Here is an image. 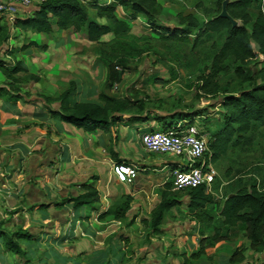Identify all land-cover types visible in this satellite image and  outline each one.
Returning a JSON list of instances; mask_svg holds the SVG:
<instances>
[{
    "label": "crops",
    "instance_id": "obj_1",
    "mask_svg": "<svg viewBox=\"0 0 264 264\" xmlns=\"http://www.w3.org/2000/svg\"><path fill=\"white\" fill-rule=\"evenodd\" d=\"M25 13H31V9H25ZM99 22L104 20L99 19ZM52 30L54 35L60 36L58 41L52 35L12 29L15 38L9 37L0 43V59L8 67L17 62L23 67V71L15 74L19 91L9 90L8 94L0 95V192L5 188L11 196L8 209H0V213L8 216L6 221L2 215L0 227L30 233V238L18 240L20 245L24 244L25 259L5 251L0 239V264H264V253H259L262 249L250 250L246 238L245 247L239 248L243 249L240 261L229 262L231 249L226 253L222 245L208 255L207 249L234 237L232 233L237 227L227 230L220 225L221 232H227L228 238L212 244L208 225L201 227L203 223L191 220L193 212L169 225H162V221L160 232L147 237L148 230H142V219L148 216L142 212L150 213L158 204L160 198L156 189L166 183L180 159L167 154L149 155L142 149L139 135L165 126L193 124L186 117L169 116L193 110L172 109L164 113L158 110L159 113L153 112V115L166 117L161 121L119 126L113 150L118 161L134 165L138 174L129 185L118 183L111 173V163L116 160L107 149L110 140L100 130L84 132L51 116L50 111L58 109L59 103L47 104L43 99L44 96L57 97L73 82L75 88L69 96L70 103L95 102L96 95L103 90L105 67L100 60L97 63L95 55L87 54L85 48L97 43L55 26ZM106 36L112 34L104 35L102 42H106L103 39ZM29 43L34 45L27 46ZM79 44L82 45L80 50ZM40 45H45L46 49H39ZM21 47L24 48L20 50ZM30 74L36 80H25ZM4 80L0 72V87H6ZM200 113L193 120L203 118L204 112ZM214 162L212 158L213 166ZM91 176H96L93 183L100 195L99 203L77 209H73L71 203L56 205L64 198L81 193V183ZM11 188L15 191L10 192ZM126 195L131 197V207L125 220L99 219L101 213L113 203L122 202ZM215 195L213 190L212 197ZM223 201L217 209L213 198L210 207L215 206L217 215ZM187 203L184 194L179 198V205L167 213L178 209L187 212ZM132 219L133 223L127 225ZM140 229L144 233L134 235L136 231L142 233ZM204 238L207 239L202 243V253L193 258L191 255L198 251Z\"/></svg>",
    "mask_w": 264,
    "mask_h": 264
},
{
    "label": "trees",
    "instance_id": "obj_2",
    "mask_svg": "<svg viewBox=\"0 0 264 264\" xmlns=\"http://www.w3.org/2000/svg\"><path fill=\"white\" fill-rule=\"evenodd\" d=\"M222 1L218 0L216 15L201 22L191 13L173 14L167 11L158 0H110L105 3L101 0H90L89 3L82 0H44L23 17L17 16L12 21L5 20L1 25L3 19L0 22V43L9 39L10 29L49 35L55 26L68 34L77 33L98 45H107L109 56L101 59L105 67L104 87L96 95L95 102L70 103L69 96L75 88L73 82H69L67 88L57 97L44 96L43 99L47 104L59 103L58 109L51 110L50 115L60 121L84 132L100 130L108 141L110 140V147L107 146L108 152L118 161L112 146L116 144L119 126L149 120L161 121L166 118L153 115L144 99L132 89H126L118 96L105 92L122 80L126 59L125 56L114 53L116 50L125 51V45L131 39V24L141 16L159 38L170 43H187L191 40L193 47L210 35H223L224 39L212 55L209 69L197 78V92L200 93L198 97H211L220 92L223 94L220 101L223 108L222 126L213 133V141L211 140L210 143L212 158L215 161L225 155L232 144L244 140L253 124L264 127V0L260 1V8L254 17L250 15L249 9L256 0L229 2L226 6L228 14L240 22L236 27H232L227 19L218 17ZM119 8L122 14L119 13ZM90 9L94 10L93 14L90 13ZM99 19H103L104 22H99ZM109 33L113 38L108 45L107 42H102L101 38ZM30 45L34 43H29L27 46ZM22 48L24 47L20 50ZM38 48L45 50L46 46L40 45ZM227 62H232L234 65L232 72L237 91L222 87L218 80L220 75L229 73ZM119 65L120 70L116 69ZM257 65L258 68L252 70L251 67ZM21 71L23 67L19 62L8 67L5 61L0 59V72L5 77L6 86L0 87V95L8 94L9 90L19 91V87H16L18 79L15 74ZM35 78L30 74L25 80ZM200 112L202 111L175 112L169 116L186 117L189 123H192L195 116H200ZM163 128L165 129L166 126ZM95 179L96 176H91L84 180L80 185L81 193L64 198L56 205L71 203L73 209L95 206L100 202L99 192L93 183ZM171 188V181L163 184L158 204L150 211L148 218L142 219L151 234L160 232L165 214L179 205V197ZM185 195L188 198L187 207L193 212V217L200 223L211 224L213 216L209 213L208 206L213 203V197L205 193L204 186L188 188ZM130 207L131 197L126 195L122 202L113 203L101 213L99 219L125 220ZM219 217L220 225L225 229L240 227L243 230L250 250L257 252L264 249V193L255 184L250 185L249 188H241L226 197ZM133 220H129L127 225L132 224ZM25 238H30V233L26 230L9 231L0 227V239L5 251H11L22 259H25V252L18 240ZM209 238L214 244L227 240L228 233H221L220 226L215 225ZM206 239L201 240L198 251L191 255L193 258L200 256L203 251L202 243ZM242 258L243 249H235L229 262H237Z\"/></svg>",
    "mask_w": 264,
    "mask_h": 264
},
{
    "label": "rangeland",
    "instance_id": "obj_3",
    "mask_svg": "<svg viewBox=\"0 0 264 264\" xmlns=\"http://www.w3.org/2000/svg\"><path fill=\"white\" fill-rule=\"evenodd\" d=\"M82 1L89 3L90 0ZM109 1L110 0H101L102 3ZM158 1L164 9L173 14L178 12L184 14L191 13L201 22L211 19L216 15L218 10V0ZM231 1L233 0H229V2ZM260 1L261 0H256L250 7L249 13L252 17L257 14L260 8ZM90 13L93 14L94 10L90 9ZM119 13L122 14L120 8ZM17 16L23 17L24 14L18 12V14H16V17ZM4 22L5 20L2 21L1 25ZM239 24L240 22H238V25ZM131 25V39L127 41L128 43L125 45V51L116 50V53H114V55H123L126 59L122 80L119 84H116L117 88L114 89L112 87L105 92L118 96L126 89H132V91H135L140 95L139 97L141 99H144L146 106L155 114L159 113V111L164 113L172 109H179L182 111H203L204 117L197 118L193 120L192 123L195 124V126L206 136L208 141L207 154L211 156L212 160L213 152L210 143L213 133L222 126L221 112L223 108L220 105V101L223 94L220 92L211 97H198L200 93L197 92V78L209 69L212 55L216 52L219 44L224 39V36L210 35L209 37L200 40L198 44L193 47L191 40L187 43H170L165 39L159 38L156 33L149 28L145 18L141 16H138ZM11 31L12 29L9 30V37L15 38V33ZM51 35L56 41L60 38V36L58 37V35H54L53 32L49 34V36ZM112 38L113 36H106L103 39H105L109 45ZM77 42L79 41L77 40ZM252 46L257 49L254 43H252ZM78 48L80 50L82 45L79 44ZM85 50H88L87 54L90 53L95 55L96 61H101L103 57L105 58L109 56V47L107 45L101 46L91 44L88 48L86 47ZM111 56L112 55H110V57ZM227 65L229 73L220 75L218 80L222 87L237 91L238 88H236L232 72L234 65L232 62H227ZM251 68L252 70H255L258 68V65L252 66ZM120 69L121 66L119 65L118 70ZM103 87L104 84L102 85V88ZM253 127L254 128L247 135L245 140H241L237 144H232L226 154L220 156L214 162L213 168L215 169L217 176L212 189L216 194L213 198L216 199L214 205L218 206L217 209H219V204L225 197L234 194L241 188H249L252 184H255L256 187L264 193V127L258 124H254ZM162 129L164 128H161V130ZM148 154L153 156L158 155L152 153ZM170 181L171 177L168 176L166 182ZM162 187L163 186L156 189L158 195L162 190ZM3 189L5 191L1 190L0 192V209H8L11 196L7 195L9 190L7 191L5 188ZM187 189L174 192L180 198L184 196ZM11 191L15 190L11 188L10 192ZM214 205L211 207L208 206V211H210V214H213V221L208 225L210 233H212V229L215 225L220 226V217L216 214ZM188 211L186 212V209H178L167 213L163 219L162 225H169L174 220H183L187 218L188 213H192L191 211ZM2 215L3 219L6 220V217H8L7 214L4 212L0 213V218ZM142 215L147 217L149 213L144 211L142 212ZM184 215H186V217H184ZM191 220L196 219L193 217ZM202 225L204 226V224H201V227ZM12 229L14 230L13 227H10V230ZM142 230L146 232L148 228L144 225ZM142 230L140 229V231ZM143 231L142 233L136 231L134 235L139 236L144 233ZM221 233H224V231ZM150 234L151 233L148 230L147 237L150 238L154 235L151 234L150 236ZM232 236L234 237H231L227 242L234 243V245L223 242L211 249H207V254L209 255L210 253H213L215 248L221 245L223 246H221L222 250L226 253H228L227 249L230 248V254L235 249L245 247L244 245H246L247 242L244 232L240 227H237L232 233ZM22 245L20 246L23 247ZM259 253H264V250L262 249ZM255 255H257L258 258L260 257V254Z\"/></svg>",
    "mask_w": 264,
    "mask_h": 264
},
{
    "label": "built area",
    "instance_id": "obj_4",
    "mask_svg": "<svg viewBox=\"0 0 264 264\" xmlns=\"http://www.w3.org/2000/svg\"><path fill=\"white\" fill-rule=\"evenodd\" d=\"M44 0H0V21H12L18 12L33 9ZM118 69V67H116ZM115 84L113 88H117ZM140 145L147 153L167 154L179 158L170 171L172 190L204 186L205 193L212 194V184L217 173L211 163L206 136L195 124L174 125L166 129H152L139 135ZM111 173L118 183L129 185L138 169L124 161H113Z\"/></svg>",
    "mask_w": 264,
    "mask_h": 264
},
{
    "label": "water",
    "instance_id": "obj_5",
    "mask_svg": "<svg viewBox=\"0 0 264 264\" xmlns=\"http://www.w3.org/2000/svg\"><path fill=\"white\" fill-rule=\"evenodd\" d=\"M229 0H223L221 3V11L218 14V17L227 19L232 27L238 26V21L233 19L227 12L226 6L228 5Z\"/></svg>",
    "mask_w": 264,
    "mask_h": 264
}]
</instances>
